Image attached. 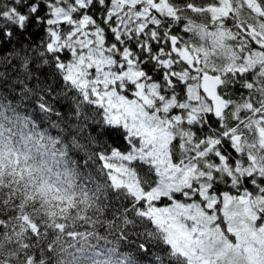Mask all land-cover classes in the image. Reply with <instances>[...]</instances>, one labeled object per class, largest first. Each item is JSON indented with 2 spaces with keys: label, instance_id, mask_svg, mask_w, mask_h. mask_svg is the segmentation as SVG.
Listing matches in <instances>:
<instances>
[{
  "label": "snow or ice",
  "instance_id": "6c2138e0",
  "mask_svg": "<svg viewBox=\"0 0 264 264\" xmlns=\"http://www.w3.org/2000/svg\"><path fill=\"white\" fill-rule=\"evenodd\" d=\"M0 264H264V0H0Z\"/></svg>",
  "mask_w": 264,
  "mask_h": 264
},
{
  "label": "trees",
  "instance_id": "16d2710c",
  "mask_svg": "<svg viewBox=\"0 0 264 264\" xmlns=\"http://www.w3.org/2000/svg\"><path fill=\"white\" fill-rule=\"evenodd\" d=\"M69 167L72 170L71 171V178H72L73 181H75L76 179H78L77 173L75 171L76 165H75V163H73ZM42 195L44 196L46 201H52V200L57 199L60 194L56 191L55 188H49V189L45 190L42 193ZM41 210L42 211H51V209H50V207H49V205L47 203L45 204L44 208L41 209ZM57 214H59V213H57ZM99 243H100V247L104 248V247L112 246L114 244V241H112L111 238H109L107 244H105L103 241H100ZM94 248H95V242H93L90 247L85 249V251L91 252V251H93Z\"/></svg>",
  "mask_w": 264,
  "mask_h": 264
}]
</instances>
